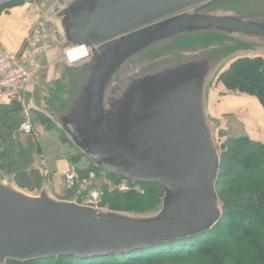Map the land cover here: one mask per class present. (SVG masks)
<instances>
[{"label":"water","instance_id":"water-1","mask_svg":"<svg viewBox=\"0 0 264 264\" xmlns=\"http://www.w3.org/2000/svg\"><path fill=\"white\" fill-rule=\"evenodd\" d=\"M234 0H63L58 61L78 76L51 114L69 142L104 174L164 191L138 215L37 195L0 180V264L122 254L208 232L222 219L221 157L208 92L231 61L264 49V11ZM225 42L173 49L188 37ZM238 44L249 49L224 54ZM85 49L72 61L68 54ZM45 168V165H42Z\"/></svg>","mask_w":264,"mask_h":264},{"label":"trees","instance_id":"trees-1","mask_svg":"<svg viewBox=\"0 0 264 264\" xmlns=\"http://www.w3.org/2000/svg\"><path fill=\"white\" fill-rule=\"evenodd\" d=\"M235 1L231 6L239 12L264 11V0ZM23 3L0 0V16ZM218 42H225V38L208 35L179 40L175 47L192 50ZM238 45L236 49L244 48V45ZM77 79L75 70L67 67L63 77L55 83L51 101H60L61 107H66L68 101H63V96L73 93ZM218 79L228 92L252 96L264 109V55L237 58ZM31 115L36 126H53L64 142L75 149L48 114L32 107ZM25 119L20 103L0 105V180L12 181L19 189L37 195L44 183H47V178L41 169L34 168V157L43 156L40 146L33 140V136H26L19 131ZM220 150L217 193L223 217L212 230L122 254L93 258L59 257L29 262L8 261L6 264H264V143L247 135L238 136ZM90 173H94L96 179L90 180L87 189L80 191L81 181L89 180ZM79 177L73 189L62 195L53 191L54 195L60 200H76L82 204L88 191L98 187L99 180L105 183L108 180L119 183L121 180L104 174L92 163L80 169ZM141 188L144 195L133 191L106 196L102 208L138 215L158 212L164 197L163 189L148 184L141 185Z\"/></svg>","mask_w":264,"mask_h":264},{"label":"rangeland","instance_id":"rangeland-1","mask_svg":"<svg viewBox=\"0 0 264 264\" xmlns=\"http://www.w3.org/2000/svg\"><path fill=\"white\" fill-rule=\"evenodd\" d=\"M8 1H18V0H8ZM34 3L38 5V8L41 9L43 14H41L39 18L36 15L37 19L34 25L32 26V34L36 32V35H38L39 34L38 32L43 29L46 33L45 35L47 36V39L45 40V42L47 41V46L42 52H36V53L28 49L29 54L26 57V59L19 56L21 62L20 64H22L23 67L30 72V77H31L30 85L27 93L32 92L34 93V96L31 99L28 98L27 101L25 100V103L24 104L22 103L21 105L24 112L25 110H28L29 112L30 120L34 127V132L33 134H24L21 132V130L19 131L20 133L26 136H30V135L33 136V140L38 143L43 156L34 157L35 159L34 168L41 169L42 174L47 178V183L48 185H50L49 187L52 188V191H54L55 193V190L56 191L58 190V192L60 191V195H62L65 191L71 190V188L67 187V184L64 181L65 172L68 170L72 171V168H76L78 171L77 173H78V178H79L78 181H79L80 169H82V167L83 168L87 167L91 162L86 157L80 155V153L76 149H74L70 144L65 143L64 142L65 140H63V138L61 137L60 133L57 130L55 131L53 126L50 125L36 126L33 122L31 115V108L34 106L40 108L43 112L48 114L55 122L51 114V107L53 105V102L55 101L52 102L51 99L55 91V83L56 81L59 80L61 74L60 73L61 65L58 62V58L54 57L57 60L56 59L53 60L52 58L54 43L56 41L58 43L57 40L58 26L53 16L50 14L48 15V13H50L49 11L56 7L57 1L34 0ZM201 37H205V36H201ZM201 37H193V38L198 39ZM188 38H192V37H188ZM175 46H176V42L172 47L173 49L189 50V48L180 49V48H176ZM201 48H205V47H201ZM255 49L257 54H252L249 56L260 55V54L264 55V49H260V48H255ZM57 54L58 52L55 53L56 56H58ZM243 57L246 56L243 55L239 58H243ZM233 62L234 60L231 61L228 65H226L216 76L212 86L213 90L211 91L212 102L211 105H209L210 110H208V112H211V115L210 113L209 115L213 119L216 126L215 139L219 151H221L220 148L223 147L231 139L238 136L247 135L245 128L246 129L250 128L249 129L250 136L252 139L259 140L264 143V134L263 132H260V127L258 125L259 124L258 115L255 113L254 114L255 117L254 116L252 117L251 113L253 112V108L250 107L249 104H245L244 101V100H248L249 102L251 101V99H253L257 101V104L259 106H261L258 100L252 96H248L240 93L228 92L224 86L222 87V83H220L218 79L219 75L225 72L226 70H228ZM43 162L46 164L45 168H42ZM81 182L82 184L79 189L80 191H84L87 189L86 186L89 185L91 181L88 180L86 182L83 179V181ZM98 182L99 185L97 189H102L106 191V193L112 190V192L107 193L106 196H112L113 194H125L119 191L120 187L117 189L114 188L118 186V183H116L115 181L108 180L107 183H105L104 181L99 180ZM133 191L141 195H144V191L142 190L141 185L137 187L136 190H132L131 192ZM38 193L39 191L37 192V194Z\"/></svg>","mask_w":264,"mask_h":264},{"label":"built area","instance_id":"built-area-1","mask_svg":"<svg viewBox=\"0 0 264 264\" xmlns=\"http://www.w3.org/2000/svg\"><path fill=\"white\" fill-rule=\"evenodd\" d=\"M25 3H31L33 0H18ZM56 6L61 3L63 0H56ZM51 13V10L49 11ZM48 13V15L50 14ZM35 14L40 17L42 13L41 9L36 6ZM47 14V13H46ZM29 34L26 38L25 47L26 50L30 49L32 52H42L47 46V36L45 31L42 29L38 32ZM82 50L75 51V55L70 57L68 54L67 60L72 61L76 58L82 57ZM87 52V51H86ZM77 55V57H76ZM19 53L9 52L3 49L2 40L0 37V105L9 104L12 102H17L24 104L26 100V94L30 85V72L26 70L22 64H20ZM26 121L21 126V132L24 134H33L34 127L30 120V115L28 110H25ZM76 168H72V171H66L64 176V181L67 184L68 188H74L76 182L78 181V173ZM96 179L94 173H90L89 181ZM88 181L87 179L85 180ZM112 186V185H111ZM140 185H134L128 180H120L118 186L114 187L115 189L119 188V191L122 193H128L132 190H136ZM112 190L107 193H111ZM106 191L102 189H91L83 200V205L101 208L103 199L106 196Z\"/></svg>","mask_w":264,"mask_h":264},{"label":"crops","instance_id":"crops-1","mask_svg":"<svg viewBox=\"0 0 264 264\" xmlns=\"http://www.w3.org/2000/svg\"><path fill=\"white\" fill-rule=\"evenodd\" d=\"M36 6L38 7V5L34 3V0L31 3H25L24 2L23 4L18 5L12 9H10L8 12H5L0 16V37L2 40V46H3L4 50H7V51L13 52V53H19V56L26 59V57L29 54L28 53L29 50L25 51L26 50L25 42H26V38L29 36L30 32L32 31V26L34 25V23L37 19V16L35 14ZM56 47H57V41L54 43V47H53L54 50L52 51L53 60L58 57L55 55V53L58 52V47H57V50H56ZM54 57H56V58H54ZM70 57H71V55H70ZM59 79H60V77H59ZM33 87H34V85H33ZM212 90H213V88H210L209 92H208V110H210L209 105H211V102H212V100H211V91ZM33 96H34V93H32V92L27 93L26 94V101L28 100V98L31 99ZM244 101H245V104H249L250 107L253 108V112L251 113V116L255 117V115H254L255 113L258 115V122H259L258 125L260 127V132H263L264 112H263L262 107L259 106L257 104V101H255L253 99H251V101H253V102L249 101L251 103H249L248 100H244ZM38 109H40V108H38ZM209 113L211 115V112H209ZM249 129L250 128H247V129L245 128V130L247 132V136L251 137ZM42 165H45V167H46V164L44 162L42 163ZM50 190L53 193L51 187H50ZM55 193L60 194V191L58 192V190L57 191L55 190Z\"/></svg>","mask_w":264,"mask_h":264},{"label":"flooded vegetation","instance_id":"flooded-vegetation-1","mask_svg":"<svg viewBox=\"0 0 264 264\" xmlns=\"http://www.w3.org/2000/svg\"><path fill=\"white\" fill-rule=\"evenodd\" d=\"M239 45H236V46H230L228 45L226 48H225V52L224 54H230L234 51H237L238 49H236ZM243 47V46H242ZM243 49H249L247 47L244 46V48H240L239 50H243ZM61 77H63V72L61 71V74H60V79Z\"/></svg>","mask_w":264,"mask_h":264},{"label":"bare ground","instance_id":"bare-ground-1","mask_svg":"<svg viewBox=\"0 0 264 264\" xmlns=\"http://www.w3.org/2000/svg\"><path fill=\"white\" fill-rule=\"evenodd\" d=\"M70 55V54H69ZM75 55V52L71 53V57H73ZM86 55V50H82V56ZM77 57V55H76Z\"/></svg>","mask_w":264,"mask_h":264}]
</instances>
